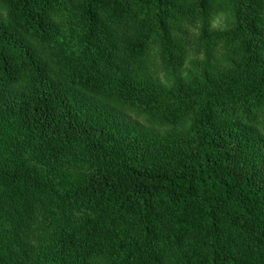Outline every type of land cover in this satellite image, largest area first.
I'll use <instances>...</instances> for the list:
<instances>
[{
	"label": "trees",
	"instance_id": "obj_1",
	"mask_svg": "<svg viewBox=\"0 0 264 264\" xmlns=\"http://www.w3.org/2000/svg\"><path fill=\"white\" fill-rule=\"evenodd\" d=\"M0 264H264V0H0Z\"/></svg>",
	"mask_w": 264,
	"mask_h": 264
},
{
	"label": "rangeland",
	"instance_id": "obj_2",
	"mask_svg": "<svg viewBox=\"0 0 264 264\" xmlns=\"http://www.w3.org/2000/svg\"><path fill=\"white\" fill-rule=\"evenodd\" d=\"M222 23H220V22H216V24H215V28H220V27H222ZM203 62L200 60V59H197V60H191V61H189V63H188V65L186 66V69L184 70V72L181 74V76H183V77H187L188 76V69H189V67H191L192 68V66H195V67H200V68H202L203 67Z\"/></svg>",
	"mask_w": 264,
	"mask_h": 264
}]
</instances>
